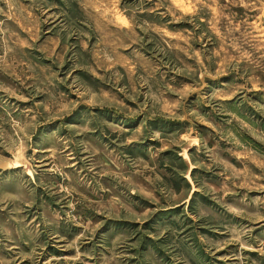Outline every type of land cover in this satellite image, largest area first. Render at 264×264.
Instances as JSON below:
<instances>
[{"label": "rangeland", "instance_id": "rangeland-1", "mask_svg": "<svg viewBox=\"0 0 264 264\" xmlns=\"http://www.w3.org/2000/svg\"><path fill=\"white\" fill-rule=\"evenodd\" d=\"M0 264H264V0H0Z\"/></svg>", "mask_w": 264, "mask_h": 264}]
</instances>
